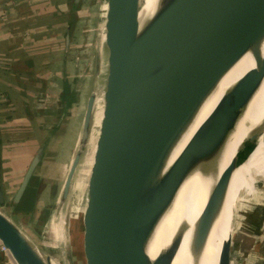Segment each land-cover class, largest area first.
<instances>
[{"label":"water","instance_id":"water-1","mask_svg":"<svg viewBox=\"0 0 264 264\" xmlns=\"http://www.w3.org/2000/svg\"><path fill=\"white\" fill-rule=\"evenodd\" d=\"M79 2L73 0L72 10ZM140 3L105 0L102 117L84 182L85 203L77 226L81 235L75 237L73 249L66 247L68 264H167L165 254L149 257V241L184 179L196 169H216L227 135L264 79V0H158L144 20L139 17ZM247 53L256 69L220 98L170 162L205 100ZM98 97L95 89L88 95L59 209L88 147ZM261 133L262 127L250 134L247 146L212 186L194 227V255L202 250L221 210L231 172ZM45 145L31 159L12 195L14 206L22 201ZM6 199L0 153V207ZM0 243L12 264H55L1 209ZM217 264H231V239L222 243Z\"/></svg>","mask_w":264,"mask_h":264},{"label":"rangeland","instance_id":"rangeland-1","mask_svg":"<svg viewBox=\"0 0 264 264\" xmlns=\"http://www.w3.org/2000/svg\"><path fill=\"white\" fill-rule=\"evenodd\" d=\"M72 4L73 0L68 5V9L71 10L62 14L67 19L65 33L72 21L69 42L71 51L69 52L73 51L71 57L73 59L78 57L81 62L79 72L84 78L83 84L85 85L82 99L71 106L69 110L68 108L63 110L59 115L57 126L53 128H48L53 123L52 119L47 117L41 119L36 114L31 115V124H27L29 130L31 129V132L34 133L33 123L35 122L37 125L39 124L38 120H41L45 125L41 132L43 134L37 131L29 136L14 137V140L22 139L24 142H33L30 149L32 156L36 154L42 144L46 145L30 185L22 201L16 206L23 208H12V195L18 185L17 182L12 189L7 190L6 203L0 207L20 226L42 253L50 256L55 264H68L66 247L69 246L73 249L75 237L80 238L81 235L77 226L85 203L84 182L92 162L96 134L102 117L101 94L106 72V61L101 46L105 0H80L75 10H72ZM46 13L48 16L51 14L50 12ZM1 51L3 52L0 45ZM3 57L5 56L3 55ZM3 57L0 55V91L3 90V94L0 92V146L2 141V146L6 147L8 135H10L7 133L10 130L7 129V124L10 123L9 127L12 128L18 123L16 119L12 121L11 118H8L12 112H15L12 110L15 104H9L10 100H7V98L12 99V90L6 88L11 72L6 68L9 67V64L2 59ZM92 89L97 91L99 97L96 102L90 143L83 153L81 165L76 172L67 200L62 209H59L58 200L62 184L68 171L70 158L72 159L76 151L86 100ZM4 91H10L9 97ZM20 101L22 109H24V104L21 99ZM26 106L30 107V104ZM3 115L6 117L3 118ZM63 124L66 125V133L60 135L58 145H55L54 148L50 142L57 137L58 133L55 131L60 130L59 126ZM243 127L241 129H244ZM36 129H38L37 126ZM263 133L257 136L250 155L260 143L259 139ZM250 155L242 162V165ZM24 170L25 167L17 177L18 180L21 179ZM253 173L250 171L247 173L248 180H253L251 187L248 184L245 185L244 179L239 183L235 230L231 239V264H264V176L253 175ZM9 187L8 185L7 188Z\"/></svg>","mask_w":264,"mask_h":264},{"label":"crops","instance_id":"crops-1","mask_svg":"<svg viewBox=\"0 0 264 264\" xmlns=\"http://www.w3.org/2000/svg\"><path fill=\"white\" fill-rule=\"evenodd\" d=\"M71 1L0 0V45L3 50L0 55L5 56L2 59L8 62L9 67L6 68L11 72L6 88L12 90V99L7 100H10L9 104H15L12 109L15 112L8 118L12 121L16 119L18 123L12 128L9 127L10 123L7 124V129H10L7 133L10 135L6 147L2 146L1 141V171L6 194L16 182L20 184L33 158L30 152L33 142L14 140V137L29 136L37 131L43 134L41 132L45 125L41 120H38L37 125L33 123L34 133L29 130L27 124H31V115L52 119L53 123L48 128H53L57 126L60 113L82 99L85 85L79 72L81 62L78 57H71V45L68 50L65 48L67 19L62 13L71 10L68 9ZM46 12L51 14L48 16ZM0 92L3 94V90ZM4 92L9 97L10 91ZM65 127L64 124L60 125L61 129L55 131L57 137L50 142L54 148L58 145L60 135L66 133ZM24 167V173L18 180Z\"/></svg>","mask_w":264,"mask_h":264},{"label":"bare ground","instance_id":"bare-ground-1","mask_svg":"<svg viewBox=\"0 0 264 264\" xmlns=\"http://www.w3.org/2000/svg\"><path fill=\"white\" fill-rule=\"evenodd\" d=\"M157 2L158 0H141L139 12L141 20L147 19L152 14ZM262 52L264 53V42ZM254 69H256V62L247 53L227 71L183 134L181 140L173 150L170 162L180 153L193 132L210 114L220 98L229 92L236 83L247 77ZM95 110L96 104L93 118ZM242 126H244V129H241ZM260 127H262L263 133L264 79L252 100L238 118L235 126L227 135L221 147L216 169H208L205 172L196 169L182 182L174 203L159 222L148 243L147 253L151 259L165 254L167 264H217L222 243L227 239H232L235 230L237 193L240 181L244 179L245 185L247 186L248 184L251 187L253 180H248V171L254 172L253 175L261 174L264 176V133L260 137V143L255 147L253 153L250 155L251 148L246 155L244 160L250 155L248 160L243 165L242 162L244 160L238 163L231 172L223 205L198 255H194L191 250L194 227L206 204L212 186L219 179L220 174L228 163L235 156H239L241 149L247 146L249 135ZM13 264L15 263L13 262Z\"/></svg>","mask_w":264,"mask_h":264},{"label":"built area","instance_id":"built-area-1","mask_svg":"<svg viewBox=\"0 0 264 264\" xmlns=\"http://www.w3.org/2000/svg\"><path fill=\"white\" fill-rule=\"evenodd\" d=\"M0 264H12V261L8 256L7 249L1 243H0Z\"/></svg>","mask_w":264,"mask_h":264}]
</instances>
